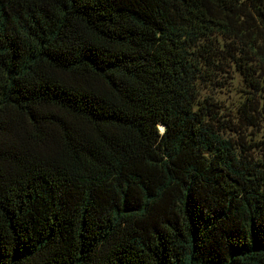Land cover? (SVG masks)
Wrapping results in <instances>:
<instances>
[{
    "label": "trees",
    "instance_id": "1",
    "mask_svg": "<svg viewBox=\"0 0 264 264\" xmlns=\"http://www.w3.org/2000/svg\"><path fill=\"white\" fill-rule=\"evenodd\" d=\"M229 68L264 91V0H0V264H264Z\"/></svg>",
    "mask_w": 264,
    "mask_h": 264
},
{
    "label": "rangeland",
    "instance_id": "2",
    "mask_svg": "<svg viewBox=\"0 0 264 264\" xmlns=\"http://www.w3.org/2000/svg\"><path fill=\"white\" fill-rule=\"evenodd\" d=\"M199 94L201 98H207L208 103H213V109L220 117L222 123H217L215 128L220 129L223 136L238 135L233 130L225 127L227 124L232 129H237L242 134L246 143H251L252 152L259 153L264 145V123L256 121L261 118L264 110L260 108L264 101V91L254 92L244 80L242 74L229 68L228 71H211L198 80ZM255 100L256 103H252ZM258 109L254 113L248 106ZM246 105V106H245ZM259 108H256V107ZM252 111L250 115L249 112ZM162 129V126H160Z\"/></svg>",
    "mask_w": 264,
    "mask_h": 264
}]
</instances>
